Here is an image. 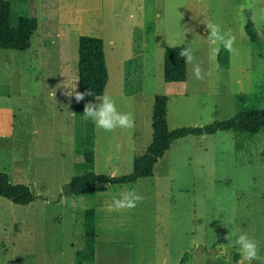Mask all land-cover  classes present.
<instances>
[{
	"label": "rangeland",
	"instance_id": "1",
	"mask_svg": "<svg viewBox=\"0 0 264 264\" xmlns=\"http://www.w3.org/2000/svg\"><path fill=\"white\" fill-rule=\"evenodd\" d=\"M9 1L12 26L24 15L34 16L37 28L27 49H0V172L27 185L34 199L19 205L0 197V264H73L86 208L95 212L96 239L94 260L84 264H178L184 252L179 264H247L235 244L241 233L257 242L254 262L264 263L262 133L186 135L170 144L151 176L98 183L90 196L65 190L76 174L77 135H93L95 172L131 171L133 155L151 140L155 94L167 97L169 129L264 108V0ZM247 20L255 41L244 31ZM209 21L235 36L226 68L210 59ZM83 35L101 41V95L131 113L134 128L106 132L72 111L73 96L65 93L78 89ZM179 44L193 50V62L184 81L166 82L163 48ZM197 63L210 73L202 80L192 72ZM126 190L143 199L108 211Z\"/></svg>",
	"mask_w": 264,
	"mask_h": 264
},
{
	"label": "trees",
	"instance_id": "2",
	"mask_svg": "<svg viewBox=\"0 0 264 264\" xmlns=\"http://www.w3.org/2000/svg\"><path fill=\"white\" fill-rule=\"evenodd\" d=\"M11 3L0 0V49L25 50L30 46V39L37 28L34 16L19 15L15 26L10 24ZM244 31L251 41L256 40V32L252 22L247 20ZM100 39L83 35L78 37L77 76L79 92L91 91L93 96H85L84 100L76 102L71 99L73 112H83L84 103L95 102L101 95L106 81V67L103 60ZM185 46L165 45L162 54V78L166 82H181L186 78V62L179 53ZM219 68H226L228 51L221 45L217 56ZM167 97L155 94L152 101V136L145 150L132 157L131 171L126 174L112 175L94 171L93 135H77L74 138V152L78 160L74 163L76 174L72 175L65 184V190L72 195L90 196L98 183L128 184L139 178L152 175L154 164L168 151L170 144L186 135L213 134L216 131H244L248 133L264 134V108L242 109L225 120H214L201 126H180L169 129L166 113ZM0 197L10 200L14 204L26 205L34 199L27 185L12 183L4 172H0ZM95 212L93 208H86L82 214V247L74 251L73 264L91 263L95 253ZM187 253H183L179 263L183 262ZM237 254H233L236 259ZM178 263V264H179ZM257 264V262H253ZM260 264H264L263 262Z\"/></svg>",
	"mask_w": 264,
	"mask_h": 264
},
{
	"label": "clouds",
	"instance_id": "3",
	"mask_svg": "<svg viewBox=\"0 0 264 264\" xmlns=\"http://www.w3.org/2000/svg\"><path fill=\"white\" fill-rule=\"evenodd\" d=\"M207 42L210 45V59L215 62L220 52L221 45L230 53L235 52L234 43L235 36L230 32H222L218 24L211 21L206 23ZM180 57L184 59L186 63L191 64L193 62V50L191 48L182 49L179 53ZM193 75L196 79L202 80L205 75L210 73L204 72L200 64H194L192 68ZM75 88V87H74ZM66 92V96H74L76 102L84 100L85 96H93L91 91L79 92V91ZM55 96V92L53 93ZM97 102L87 101L83 106V117L86 120H90L94 125L106 132H113L116 129H131L135 126V120L131 113L121 112L117 109L115 100L108 94H103L95 98ZM111 178L115 179L113 174ZM143 199L135 190H126L120 193L118 198H113L110 203L106 204L108 211H125L133 209L137 206V203ZM63 203H69L68 198H63ZM227 239V237H226ZM235 244L239 247L240 255L243 260L247 261V264H253L257 261L258 246L257 242L250 238L247 233H241L235 241Z\"/></svg>",
	"mask_w": 264,
	"mask_h": 264
},
{
	"label": "crops",
	"instance_id": "4",
	"mask_svg": "<svg viewBox=\"0 0 264 264\" xmlns=\"http://www.w3.org/2000/svg\"><path fill=\"white\" fill-rule=\"evenodd\" d=\"M198 136H200V135H198ZM182 138V137H181Z\"/></svg>",
	"mask_w": 264,
	"mask_h": 264
}]
</instances>
